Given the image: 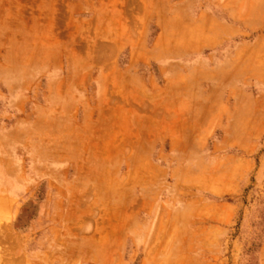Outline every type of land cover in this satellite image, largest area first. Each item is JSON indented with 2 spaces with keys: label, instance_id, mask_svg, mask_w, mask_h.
<instances>
[{
  "label": "rangeland",
  "instance_id": "obj_1",
  "mask_svg": "<svg viewBox=\"0 0 264 264\" xmlns=\"http://www.w3.org/2000/svg\"><path fill=\"white\" fill-rule=\"evenodd\" d=\"M199 8L0 0V264H264V87Z\"/></svg>",
  "mask_w": 264,
  "mask_h": 264
},
{
  "label": "crops",
  "instance_id": "obj_2",
  "mask_svg": "<svg viewBox=\"0 0 264 264\" xmlns=\"http://www.w3.org/2000/svg\"><path fill=\"white\" fill-rule=\"evenodd\" d=\"M199 6L196 16L207 40L201 51L204 62L210 68L214 56L215 70L226 78L217 86L242 89L246 97L250 95L248 89L264 87V60L261 67H255L250 55L259 42H264V0H199ZM250 133L253 131L246 132Z\"/></svg>",
  "mask_w": 264,
  "mask_h": 264
},
{
  "label": "bare ground",
  "instance_id": "obj_3",
  "mask_svg": "<svg viewBox=\"0 0 264 264\" xmlns=\"http://www.w3.org/2000/svg\"><path fill=\"white\" fill-rule=\"evenodd\" d=\"M261 46V45H260Z\"/></svg>",
  "mask_w": 264,
  "mask_h": 264
}]
</instances>
